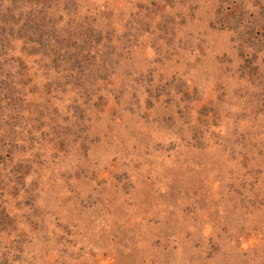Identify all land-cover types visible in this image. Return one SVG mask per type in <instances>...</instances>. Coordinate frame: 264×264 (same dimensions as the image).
<instances>
[{
  "label": "rangeland",
  "instance_id": "1",
  "mask_svg": "<svg viewBox=\"0 0 264 264\" xmlns=\"http://www.w3.org/2000/svg\"><path fill=\"white\" fill-rule=\"evenodd\" d=\"M0 264H264V0H0Z\"/></svg>",
  "mask_w": 264,
  "mask_h": 264
}]
</instances>
